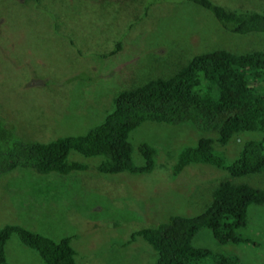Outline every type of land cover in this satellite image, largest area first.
Instances as JSON below:
<instances>
[{
	"label": "rangeland",
	"instance_id": "1",
	"mask_svg": "<svg viewBox=\"0 0 264 264\" xmlns=\"http://www.w3.org/2000/svg\"><path fill=\"white\" fill-rule=\"evenodd\" d=\"M29 1L0 0V115L23 140L85 134L103 122L119 92L170 78L197 54L264 50V34L231 33L188 0ZM213 1L230 9H264V0ZM131 25L125 49L123 40L122 51L109 56ZM201 136L189 125L143 123L130 142L139 166L142 144L157 150L155 170L148 174L101 173V159L76 153L70 159L86 170L1 174L0 228L20 224L55 240L73 237L76 264H156L157 252L144 238L130 242L136 231L175 215H200L225 180L264 188V170L233 177L215 166L191 164L174 175L181 150ZM262 136L245 131L221 150L215 147L232 162L246 141ZM249 218L238 234L252 244H222L208 228L193 244L240 264H264V205H251ZM6 255L10 264H44L16 235Z\"/></svg>",
	"mask_w": 264,
	"mask_h": 264
},
{
	"label": "trees",
	"instance_id": "2",
	"mask_svg": "<svg viewBox=\"0 0 264 264\" xmlns=\"http://www.w3.org/2000/svg\"><path fill=\"white\" fill-rule=\"evenodd\" d=\"M188 1L210 11L231 33L264 34V9L238 10L213 0ZM123 31L125 35L119 36L121 40L111 54L107 53L109 56L122 51L123 40L125 49L132 25ZM113 101L103 122L85 134L60 135L53 139L40 135L23 140L18 135L21 133H16L15 125L0 115V175L16 169L43 175L86 170V165L70 159L75 153L84 158L101 159L97 168L101 173H151L156 167L157 150L142 144L144 164L139 166L134 162L130 142L132 132L145 122L189 125L202 135L197 144L181 150L174 175L191 164L215 166L227 170L233 177L264 170V50L237 54L215 49L197 54L174 76L125 89ZM245 131H259L263 136L246 141L237 158L228 162L224 151L219 150ZM254 204L264 205V188L225 180L214 190L212 203L200 215L172 216L155 227L136 231L130 242L144 238L157 252L156 264H240L236 257L195 247L193 241L202 229L208 228L222 244H252L238 230L248 226L249 208ZM13 235L36 251L44 264H76L73 237L55 240L20 224L0 228V264H10L6 244Z\"/></svg>",
	"mask_w": 264,
	"mask_h": 264
}]
</instances>
